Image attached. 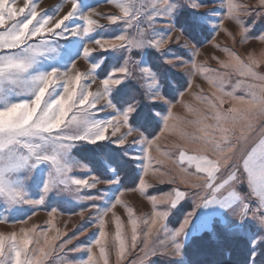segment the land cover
Listing matches in <instances>:
<instances>
[{
    "label": "rangeland",
    "instance_id": "rangeland-1",
    "mask_svg": "<svg viewBox=\"0 0 264 264\" xmlns=\"http://www.w3.org/2000/svg\"><path fill=\"white\" fill-rule=\"evenodd\" d=\"M35 2L39 13L54 16L56 19L66 14L72 7L71 0H35ZM123 2L128 3V0ZM247 2L248 0H233L235 5ZM22 3L23 0H18L19 6H22ZM130 3L132 13L135 15L138 9L146 10L151 0H130ZM227 3L228 0H171L167 13L163 16L156 15L153 20L148 19L149 14L152 13L141 12L137 20L126 19L113 23L112 21L121 18L122 15L114 4L108 3L107 0H77L76 13L65 21L61 29H57L55 34L47 35L42 41L33 38L34 41L30 43L38 46L40 54L35 57V63L23 75V79L31 82L33 77L43 73L52 76L50 91L46 92V99H42V104L46 103L47 107L41 109L37 106L38 111L42 113L41 119H46L50 113H53V109H56L55 115L64 111L65 118L69 121L60 129H49L44 134L56 136L60 138L59 143L70 146L66 153L62 154V159L72 167L68 177L88 179V185L95 184V187L73 191L57 183L53 184L45 194L43 186L54 175L53 166L50 161L37 163L34 158L30 159L23 169L8 175L15 182V186L24 192L25 200L36 201L43 198V202L10 203L5 197L0 196V218L7 220L6 223L0 222V232L7 235L13 231L19 232L22 227L29 229L35 225L38 230H47L49 237L55 236L56 230H59L62 239H67L87 229L85 234L78 235L73 245L68 246L70 248L83 246L82 250L69 252L70 255L67 256L69 259L83 262L84 253L87 252L85 246L92 244L98 238L96 228L98 224H103L109 238L114 239V233L120 229L122 222L124 225L122 231L127 244L131 235L129 221L134 218L138 222L140 242L131 250L127 260L122 261V264H130L132 260L143 255L140 249L143 247L144 233L148 228L142 223L143 219H151L154 209L168 210L170 214L164 223L170 233L178 230L185 218L192 216L191 226L186 232L187 240L181 242L182 254L179 258L169 259V252L161 249L162 255L150 256L145 264H236L233 261L246 264V261L238 262V254H236L237 258H234V255L227 256L228 251H224L225 246L220 245L225 233L248 239L249 246L239 247L238 253L251 257L258 255L261 245L264 244V212H258L256 216H253L252 212L258 207L264 208V202L250 196L246 173L239 158H237L240 167L239 178L232 185L238 197L228 207L202 204L207 189L202 187L204 179L201 177L193 175L187 183H179V179L176 183L167 181L159 183L157 180V176H177L179 167L176 161L179 159V153L183 155L184 166L187 164L189 171L192 167L202 164L203 158L207 155H212L213 159H216L215 155L202 145L193 144L186 139V134L193 130L179 127L182 121L199 118L206 120L207 124H214L215 121L211 119L214 112H222L230 107L242 108L244 105L239 99H250L246 85L253 81L240 76L233 67L239 63L236 56L246 60L249 53L254 51L259 59V54L264 51V42L254 39L264 34V12L254 9L248 15L239 16L241 25L234 17L227 16ZM252 6L255 7V0H252ZM90 12L94 13L92 19L97 20L99 26L85 34L82 31L86 26L83 17ZM186 20L191 23L189 27L184 26ZM242 26L248 29L246 37L253 39H242L239 32ZM173 30H175L172 33L173 39L179 35V32L183 35L179 43H170L161 50L148 44L149 40L166 38ZM74 31L76 34H73ZM204 34L210 37H201ZM121 35L127 37L122 42L126 46L101 50L107 47L109 41ZM199 36L202 40L200 44L197 42ZM184 41L188 42V46H185ZM136 43L141 44V47H134ZM193 49L199 54L195 55ZM151 61H157L160 71H155ZM222 62L226 63L225 67L222 66ZM122 67L127 69L126 75L119 72ZM145 68L149 70L148 73L143 71ZM256 70L264 74V66ZM174 73L176 80L184 87L176 83ZM120 78H123L122 83L112 87L110 80ZM210 80L214 82L210 83ZM28 86L34 89L38 85L29 83ZM124 86L129 87L130 95L125 99L128 103L119 107L114 96ZM109 89V100L113 107H110L105 99ZM69 90L71 100L66 105L57 107L56 102L61 97L67 96ZM227 93L233 95L229 96ZM157 95L164 99L154 101L153 98ZM173 95L174 99L170 98ZM81 97L85 100L99 101V105L92 103L86 109H82ZM17 102L24 106L22 111L26 112L35 104L34 95L25 91L23 87L7 86L5 93L0 96V108ZM142 105L152 107H149L148 114L158 125V131L154 136L148 135L133 123V117ZM129 106L135 108L129 119L132 129L141 133V136L147 140L158 136L152 149L155 158L152 160V169H148L143 175V179L149 185L145 189L139 187V180L142 178L146 163L144 144L133 142L136 138L131 136L124 145H118L115 137L91 143L84 140L87 139L86 125L73 121V117L82 119L86 116L91 121L106 122L123 114ZM169 113L173 118L169 122L172 125L168 131H164L165 118ZM150 125L152 126V123ZM4 126L5 119L0 113V128ZM43 126L47 127V124ZM154 127H150L147 132H152ZM110 133L111 129L108 134ZM239 134L237 131L236 135ZM245 134L248 135L247 131ZM262 138H264V117L255 121V129L249 135L245 150L250 151L251 148L257 147V156H259L258 146ZM32 143H40V141L33 138ZM86 146L96 147L98 155L104 151V146L119 151L120 156L131 165L132 171L134 169L133 174L137 179L135 185L123 186L122 176L103 156L95 158V161L106 168L108 177L103 178L96 173L89 164L74 153L75 149L79 148L84 151L88 148ZM20 151L27 154L24 149ZM196 157L200 159H195ZM228 171L229 168H223L221 176H226ZM127 182L132 181L128 179ZM175 188L186 193L175 208H170L167 203L153 205L148 199V197L159 198L170 194ZM224 194L227 195V191ZM245 204L247 207H244ZM82 209H84L83 213L79 214ZM52 210L56 212L50 216ZM27 214L29 217L33 215L34 220L30 222L33 225L19 223L21 220L27 221ZM205 223L206 226L202 227L201 225ZM64 233L67 235H63ZM157 235L163 238L164 233L161 230ZM99 251V247L94 249L98 256L97 264H103V258H99ZM205 258H210V261L205 262ZM224 258L228 259V262L223 263ZM108 259L109 264H116L114 250L109 252ZM45 264H54V261L48 260Z\"/></svg>",
    "mask_w": 264,
    "mask_h": 264
},
{
    "label": "snow or ice",
    "instance_id": "snow-or-ice-1",
    "mask_svg": "<svg viewBox=\"0 0 264 264\" xmlns=\"http://www.w3.org/2000/svg\"><path fill=\"white\" fill-rule=\"evenodd\" d=\"M71 2L72 7L70 10L59 19H56L54 16L39 13L35 0H23L22 6L18 5V0H0V96L5 93L7 86L23 87L25 91L34 95L35 101V104L26 112L22 111L24 106L18 102L6 104L3 108H0V113L3 114L5 119V126L0 128V196L5 197L10 203L23 201L28 204H40L43 202V198L36 201L25 200L24 192L15 186V182L8 175L23 169L33 158L37 163L50 161L53 166L54 175L43 186L45 194L49 192L53 184L57 183L73 191H80L85 187L88 189L95 187V184L88 185V179H71L68 177L72 167L62 159V154H65L70 146L59 143L60 138L56 136L44 134L49 129H60L63 124L69 122L65 118L64 111H60L59 115H55L56 109H53V113H50L44 120L41 119L42 113L38 111L37 106L41 109L47 107L46 103L42 104V99H46L45 94L50 91L53 77L43 73L33 77L31 82L23 79V75L35 63V57L40 54L38 46L30 42L34 41L33 38H39L42 41L47 35L55 34L57 29H61L65 21H68L76 13L77 0H71ZM107 2L114 4L122 13L121 18L112 21L113 23L126 19L128 21L137 20L141 12L152 13L149 14L148 19L153 20L156 15H165L171 4V0H151L146 10L141 11V9H138L133 15L130 0H128V3H124L123 0H107ZM141 8H143V5H141ZM254 9H260L261 12H264V0H255V7L252 6V0L240 5H235L233 0H228L227 16L234 17L242 25L239 16L248 15ZM57 11L59 12V8H57ZM93 15L94 13L90 12L83 17L86 26L82 31L85 34L92 32L95 27L99 26V22L92 19ZM174 31L164 39L149 40L148 44L157 50H161L170 43H179L183 35L179 32V35L173 39L172 33ZM247 31L248 29L245 27H240L239 32L242 39H253L246 37ZM73 34H76L75 31ZM126 39L125 35L114 38L108 42L106 48L101 50L126 46L122 44ZM254 39L264 42V34ZM184 43L185 46H188L187 41H184ZM134 47L139 48L141 44L136 43ZM193 51L195 55L199 54L197 50L193 49ZM236 57L239 59V63L233 67L234 71L240 76L253 81V83L246 85L250 99H239L244 107H230L222 112H214L211 118L215 121L214 124H207L206 120L199 118H191L182 121L179 125L182 129H192L193 131L186 134V139L193 144L202 145L214 154L216 159H213L212 155H207L203 158L202 164L192 167L189 171L188 165L184 166L183 155L179 153V159L176 161L179 167L177 176H157L159 183L166 181L176 183L177 179H179V183H187L193 175L203 178L202 187L207 189V195L202 200L204 206L218 204L222 207H228L236 201L238 193L232 185L239 178L240 167L237 158L242 161L250 196L264 202V138L259 141V156H257V147L251 148L250 151L245 150L249 135L255 129V121L260 117H264V74L256 70L264 66V51L259 54V59L254 51L249 53L246 60ZM193 66L195 67V65ZM222 66L225 67L226 63L222 62ZM143 71L148 73L149 70L145 68ZM119 72L126 75L127 69L122 67ZM122 79L110 80L111 86L120 85ZM256 81H259V83H255ZM213 82L210 80V83ZM29 83L38 86L33 89L28 86ZM241 83L243 82L241 81ZM110 89L105 99L108 105L113 107L109 100ZM227 95L232 96L233 94L227 93ZM163 99L159 95L153 98L154 101ZM234 99L238 98L234 97ZM69 100H71L70 90L67 96L61 97L56 102L57 107L66 105ZM92 103H95L96 106L99 105V101L85 100L81 97L80 107L86 109ZM134 111L135 108L129 106L123 114L117 115L106 122L91 121L86 116L82 119L73 117V121L82 122L86 125L85 136L87 139L83 137H78V139L95 143L115 137V142L118 145H124L131 136L136 138L133 142L144 144L146 146L144 157L146 163L144 164L142 178L139 180V187L145 189L149 185L143 179V175L148 169H152V160L155 159L152 155V149L158 136L155 139L147 140L141 136V133L132 129L129 119ZM172 120V115L169 113L165 118L164 131H168L172 125L169 122ZM44 124H47V127H44ZM109 129H111L110 135L108 134ZM237 131H239V135H236ZM246 131L248 135L245 134ZM118 133L119 135H117ZM33 138L39 140L40 143H32ZM20 149L26 150L27 154H23ZM195 159L200 158L196 157ZM223 168H229L226 176H221ZM153 171H156V169H153ZM93 178L97 179L96 177ZM72 186H75V188H72ZM225 191H227V195L224 194ZM185 195V192L175 188L170 194H165L159 198L148 197V199L153 205L167 203L170 208H175ZM244 207H247V204ZM83 211L84 209L80 210L79 214H82ZM55 212L56 210H52L49 215H54ZM258 212H264V208L258 207L252 212V215L256 216ZM169 214L168 210L156 211L154 209L151 219H143L142 223L148 226L147 231L144 233L143 247L140 249L143 255L136 260H132L130 264H145L150 256L162 255L161 249L169 252V259H176L181 256V242L187 240L186 232L191 226L192 216L189 215L185 218L179 229L174 233H170L164 223ZM0 222L6 223L7 220L0 218ZM19 223L23 224L26 221L21 220ZM129 223L131 224V235L130 242L127 244L122 231L124 228L122 222L120 229L114 233V239L109 238L103 224H98L96 227L98 238L87 246L86 250L90 255L83 262L69 259L67 253L82 250L83 246L78 245L75 248L68 246L73 245L74 240L78 239V235L85 234L87 229L67 239H62L59 230H56L55 236L49 237L47 230H38L35 225L29 229L22 227L19 232L13 231L7 235L0 232V264H45L48 260H53L54 264H97L98 258L94 252L97 247L100 250L99 258H103V264H109L108 256L111 250L116 253V264H122V261L127 260L131 250L135 249L140 242L138 239V222L132 218ZM49 226L51 227V222H49ZM201 226L205 227L206 223ZM161 230L164 233L163 238H159L157 235ZM63 235L67 234L64 233ZM153 237H156V239H153Z\"/></svg>",
    "mask_w": 264,
    "mask_h": 264
},
{
    "label": "trees",
    "instance_id": "trees-1",
    "mask_svg": "<svg viewBox=\"0 0 264 264\" xmlns=\"http://www.w3.org/2000/svg\"><path fill=\"white\" fill-rule=\"evenodd\" d=\"M187 22H184V26L185 27H189L191 25L190 22H188V20H186ZM192 34V31L190 32ZM187 34L189 35V33L187 32ZM202 36H207V34L201 35ZM210 36H207V38H209ZM194 38L196 39V36H194ZM197 42L198 44L202 43V40L200 38V36L197 38ZM155 61V60H154ZM157 62V61H156ZM156 62L151 61L152 63V67L155 69V71H160L158 65L156 64ZM174 80L176 81V83H178V85L182 86L177 80H176V76L174 73ZM184 87V85L182 86ZM128 88L127 86L122 87L120 90H118L114 96V100L118 103L119 107L124 106L125 104H127L128 102H125V99H127L129 97L130 94H128ZM169 96V95H168ZM170 98L174 99V95ZM124 99V102H122V100ZM149 107H151L150 105H146V106H141L140 109L138 110V112L134 115L133 120H134V125L139 126L142 128L143 131H145V133H147L150 136H154L157 131H158V125L155 122V120L152 118V116H149L148 111H149ZM152 108V107H151ZM150 123H152V126L150 125ZM155 126V127H154ZM150 127H154L152 132H147L149 131ZM88 148H84L85 150L82 151L79 149H75V154L77 155L78 158H80L81 160H83L85 163L89 164V166L96 172L98 173L100 176H102L103 178H107L108 176H106V168L97 163L95 161V158L101 157L102 156L104 158H106V161L112 165L115 166V169L117 170V172L122 176L121 180H122V184L123 186H127V187H132L135 185L136 183V177H134L135 175L134 173V169L132 171V167L131 165H129V162H127L126 160H124L121 156L119 151L117 152L116 150H111L110 148L107 149V147L104 146V151H102V153L100 155L97 154V148L96 147H90V146H86ZM103 148V146H101ZM82 149V148H81ZM112 152H116V153H111ZM100 158V159H101ZM101 161V160H99ZM133 174V175H132ZM134 177V178H133ZM130 179L132 182H127V180ZM220 239H217V241H219ZM224 245L222 246V248L224 247V251H228L227 256H233L234 258L236 257V254H238V262L240 261H246V264H264V244L261 245V248L259 249V253L256 256H252L251 255H242L241 253H238L237 250L239 247H247L249 246V241L246 238L243 237H237V236H230L228 234L225 233V237L223 236V238H221L220 240V245ZM226 244H228L229 246H227ZM221 247V246H220ZM228 260V259H227ZM226 260V258H224V262H228ZM210 258H205V262H209ZM238 264L237 262H234Z\"/></svg>",
    "mask_w": 264,
    "mask_h": 264
},
{
    "label": "crops",
    "instance_id": "crops-1",
    "mask_svg": "<svg viewBox=\"0 0 264 264\" xmlns=\"http://www.w3.org/2000/svg\"><path fill=\"white\" fill-rule=\"evenodd\" d=\"M31 214V213H30ZM28 216L26 217L27 218V221H26V225L27 226H30L31 224L33 225V223H30V222H32L33 220H34V217H33V215L32 216H30L31 218L29 219V214H27ZM29 220H31V221H29ZM23 224H25V223H23ZM16 225H18V222H17V220H16ZM91 245V244H90ZM89 246V245H88ZM86 248H87V245L85 246ZM68 255H70L69 253H67V256ZM81 255H83V253L81 254ZM90 255V253L87 251L86 253H84V257H83V261H86V259H87V257ZM96 257L98 258V256H97V254H96Z\"/></svg>",
    "mask_w": 264,
    "mask_h": 264
}]
</instances>
